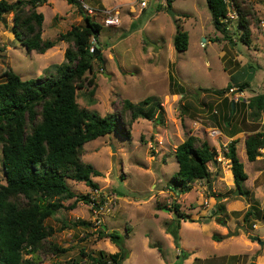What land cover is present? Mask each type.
I'll list each match as a JSON object with an SVG mask.
<instances>
[{
    "label": "rangeland",
    "instance_id": "1",
    "mask_svg": "<svg viewBox=\"0 0 264 264\" xmlns=\"http://www.w3.org/2000/svg\"><path fill=\"white\" fill-rule=\"evenodd\" d=\"M237 2L249 21L248 44L240 38L239 21L229 27V34L216 28L207 0H173L171 5L151 0L141 15L137 0H83L81 7L50 0L38 8L45 16L43 39L47 41L56 40L73 26H83L87 14L102 26L107 11L117 9L121 14V27L103 26L98 41L92 39L104 64L96 61L94 72L87 73L89 78L94 76L96 91L94 96L91 87L78 91L82 108L104 117L119 114L125 100L139 105L156 97L164 110L163 123L139 119L132 124L129 137L125 129L118 130L85 145L83 160L102 173L93 178L99 190L93 192L85 183L70 179L67 184L77 195L91 194L95 202H78L48 220L56 232L48 243L69 251H42L36 256L39 264H90L89 255L118 252L109 239L99 238L101 226L122 236L128 254L123 264H197L196 258L201 264H263L264 220L256 221L252 229L244 216L252 206L264 208V149L256 162H249L247 134L230 138L227 129L216 124L226 113L225 100L231 101L230 91L225 95L217 92L229 83H249L242 90L247 99L264 93V0ZM6 20L0 22V81L7 70L24 81L45 78L55 73L53 66L65 62L67 43H59L45 54L28 52L11 32L12 15ZM178 30L189 34V47L181 53L173 44ZM171 76L178 89L185 88L183 94L174 93L177 85ZM262 126L264 129V114ZM214 130L222 133L215 137ZM189 136L207 140L217 156L233 139H239L238 156L248 174L243 190L248 193L241 195L235 186L231 162L216 159L209 164L210 178L193 183L190 192L170 189L178 171L175 150ZM0 183H6L2 145ZM75 201H66L65 206L71 207ZM221 201L228 224L224 230L227 241L220 245L212 235L224 226L215 223L217 230L205 221H216L213 215ZM174 203L195 220L181 223L178 245L167 233L176 220L170 209ZM78 220L92 226L75 227ZM184 252L188 259H183Z\"/></svg>",
    "mask_w": 264,
    "mask_h": 264
},
{
    "label": "trees",
    "instance_id": "2",
    "mask_svg": "<svg viewBox=\"0 0 264 264\" xmlns=\"http://www.w3.org/2000/svg\"><path fill=\"white\" fill-rule=\"evenodd\" d=\"M49 1L17 0L11 3L0 0V22L6 23V17L12 15L11 32L28 52L45 54L59 43L68 44L65 62L53 66L55 73L45 78L24 81L12 70L5 71L1 76L0 145L6 183H0V264H39L41 260L36 256L42 251L68 252L69 249L48 243L56 234L48 220L62 210L73 209L78 202L88 204L95 201L91 194L77 195L67 184L70 179L85 183L93 192L99 190V184L93 178L102 176V173L83 160L85 145L118 130L121 132L125 129V135L129 137L132 124L139 119L164 121L163 106L156 97H148L139 105L125 100L119 114L110 113L104 117L79 105V90L91 87V96L96 91L95 78H89L87 73L94 72L96 61L104 64L103 56L91 51L94 47L92 39L98 41L103 26L87 14L83 26H73L54 41L44 40L45 16L38 8ZM65 1L79 7L83 3V0ZM172 1L168 0L167 4L171 5ZM207 3L216 28L229 34L219 23V18L227 10L223 1L207 0ZM237 6L240 12L239 28L243 29L240 38L248 44L251 37L249 21L245 13L240 11L238 2ZM173 44L178 52L186 51L189 34L178 30ZM171 81L177 85L173 76ZM248 86L247 82L237 85L229 83L227 88L217 93L225 95L234 87L244 90ZM176 87L175 94L184 93L183 86L179 89L178 85ZM224 104L226 113L220 120L216 119V124L219 128H226L230 138L240 133L247 134V159L256 162L264 149V93L236 103L235 110L232 101L225 100ZM238 142L239 139H233L223 155L231 162L235 186L241 195H246L248 192L243 190V184L248 180V174L238 156ZM175 156L178 171L172 176V186L169 188L185 194L192 190V184L196 181L210 178L209 164L214 163L217 151L207 140L189 136L177 147ZM74 198L76 201L71 207L65 206L66 201ZM222 203L217 204L213 217L225 227L228 224L225 217L227 210ZM96 207L99 208V205ZM170 209L175 213L176 220L167 228V233L173 236L178 245L181 223L195 220L182 213L177 203ZM244 219L253 229L256 221L264 220V208L252 206ZM74 226L91 227L92 224L78 220ZM99 238L109 239L119 251L114 254L99 251L89 255L90 264H123L128 254L122 236L117 231L110 232L101 226ZM225 238L213 236L217 242ZM188 256L184 252L183 259H188ZM198 259L195 262L201 264L202 261Z\"/></svg>",
    "mask_w": 264,
    "mask_h": 264
},
{
    "label": "built area",
    "instance_id": "3",
    "mask_svg": "<svg viewBox=\"0 0 264 264\" xmlns=\"http://www.w3.org/2000/svg\"><path fill=\"white\" fill-rule=\"evenodd\" d=\"M151 0H137V8L139 9L140 13H142L145 9L148 8L149 3ZM156 2L161 3H167L168 0H155ZM223 3L226 6V14L219 18L220 27H224L227 30H229V27L234 23L238 22L240 19V12L239 8L237 6L236 0H222ZM85 9L90 13L94 14V11L87 5H85ZM122 25L121 21V14L119 10L114 9L106 12V18L104 19L103 26L106 28H119ZM262 28L264 29V21L261 24ZM91 51H95V48L93 47ZM231 92V101L232 103H239L241 101H247L246 95L244 91H242L240 88H232L229 90ZM213 135L215 137H218L220 132L218 130H214ZM224 149H227L226 146H224ZM215 159L218 162L226 161L227 159L223 156L222 152L220 151L219 156H216ZM95 202V201H94Z\"/></svg>",
    "mask_w": 264,
    "mask_h": 264
},
{
    "label": "crops",
    "instance_id": "4",
    "mask_svg": "<svg viewBox=\"0 0 264 264\" xmlns=\"http://www.w3.org/2000/svg\"><path fill=\"white\" fill-rule=\"evenodd\" d=\"M146 10V9H145ZM144 10V11H145ZM144 11L142 12V13H144ZM142 13H140L139 12V15H141ZM204 42H206V40L204 39L203 40ZM220 133H222V131H220V130H218ZM177 149V148H176ZM175 152H176V150H175ZM176 157V156H175ZM162 209V208H161ZM165 211H167V210H165ZM172 213V212H171ZM205 222H207V223H212L214 226H215V228H217V230H219V224L216 222V221H214L213 219L211 220V219H207V221H205ZM215 223H217L218 225H216ZM221 226V225H220ZM221 227H223V226H221ZM258 228V227H257ZM108 230V229H107ZM224 230H226L225 229V227H223L222 229H221V232H219V231H216V233H214L213 235H212V239H213V236L214 235H218L219 234V236H224V237H226V233L224 232ZM109 231V230H108ZM214 240V239H213ZM227 241V239L225 238L223 241H221V242H218L220 245L222 244V243H224V242H226ZM217 242V241H216ZM190 256H192V255H190ZM262 262H263V264H264V256L262 257Z\"/></svg>",
    "mask_w": 264,
    "mask_h": 264
},
{
    "label": "water",
    "instance_id": "5",
    "mask_svg": "<svg viewBox=\"0 0 264 264\" xmlns=\"http://www.w3.org/2000/svg\"><path fill=\"white\" fill-rule=\"evenodd\" d=\"M169 14L172 16V17H175V13L174 12H172V10L170 9L169 10ZM96 50V49H95ZM95 54L97 55L98 53H96L95 52ZM232 107H233V109L235 110V108H236V103H232ZM237 193H239V191L237 192ZM103 229L104 230H107V227L106 226H103ZM261 244H263L262 242H260ZM252 264H257V263H252Z\"/></svg>",
    "mask_w": 264,
    "mask_h": 264
}]
</instances>
